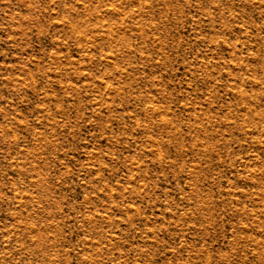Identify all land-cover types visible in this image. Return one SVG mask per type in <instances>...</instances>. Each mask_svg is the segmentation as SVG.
<instances>
[{"label": "rangeland", "instance_id": "rangeland-1", "mask_svg": "<svg viewBox=\"0 0 264 264\" xmlns=\"http://www.w3.org/2000/svg\"><path fill=\"white\" fill-rule=\"evenodd\" d=\"M0 264H264V0H0Z\"/></svg>", "mask_w": 264, "mask_h": 264}]
</instances>
